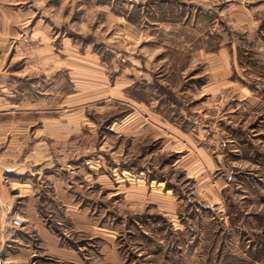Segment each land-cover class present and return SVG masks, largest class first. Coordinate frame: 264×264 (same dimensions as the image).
Segmentation results:
<instances>
[{
  "label": "rangeland",
  "instance_id": "obj_1",
  "mask_svg": "<svg viewBox=\"0 0 264 264\" xmlns=\"http://www.w3.org/2000/svg\"><path fill=\"white\" fill-rule=\"evenodd\" d=\"M253 2L0 0L1 72L13 71L15 61L38 49L22 31L34 23L50 25L52 31L80 36L98 55L127 51L146 60L158 81L154 89L130 90L133 102L154 107L187 133L175 108L202 117V123L193 120L200 124L197 144L188 136L186 145L177 148L182 151L175 153L158 140H147L140 148L114 137L107 124L121 119L120 109L126 108L120 102L99 103L85 112L96 126V147L120 159L128 149L131 161L145 169L137 175L143 181L145 204L136 210L122 204L119 192L126 183L113 184L106 158L103 164L88 158L64 161L75 170L69 178L75 187L71 195L90 211L94 224L89 236L70 233L82 253H88V262L99 259L96 252L101 249H112L110 264H264V91L252 89L246 97L232 89L202 95L206 77L195 56L216 43L226 51L239 48L236 68L252 77L261 75L264 83V46L254 45L251 30L236 29L226 17L235 8H244L246 16L249 10L255 12ZM263 15L258 13V18ZM220 22H226L229 32ZM229 77L237 79L232 72ZM255 92L257 96H248ZM88 147L82 144L80 153L88 154ZM127 166L136 172L137 166ZM132 176H127L128 183ZM41 195L39 200L50 207V194Z\"/></svg>",
  "mask_w": 264,
  "mask_h": 264
},
{
  "label": "crops",
  "instance_id": "obj_2",
  "mask_svg": "<svg viewBox=\"0 0 264 264\" xmlns=\"http://www.w3.org/2000/svg\"><path fill=\"white\" fill-rule=\"evenodd\" d=\"M253 1L255 12L249 10L246 16L244 8H235L226 17L236 29L242 28L244 33L251 30L248 34L254 45L264 46V15L258 18V13H264V0ZM249 15L254 19H248ZM225 23L220 22L221 29L229 32ZM49 26L34 23L22 31L39 44L38 49L22 62L15 61L13 71L0 69V264H110L107 257L113 256L112 249H101L102 253L96 252L99 259L88 262V253H82L71 240L70 233L91 235L94 224L90 211L71 195L75 187L69 178L75 170L68 169L64 161L88 158L103 164L106 158V173L114 177L113 184L126 183L119 192L122 204L136 210L145 204L143 181L137 176L145 169L131 161L128 149L120 159L119 154L96 147V126L86 119L85 112L96 109L99 103L120 102L126 108L120 109L121 119L107 124L108 131L117 135L114 137L140 148L147 140H158L175 153L182 151L177 148L186 145L188 136L197 144L200 124L193 120L202 121V117L175 108L188 126L187 133L154 107L133 102L130 90L154 89L158 81L146 60L127 51L106 50L108 56L98 55L80 36L52 31ZM237 49L229 47L227 52L216 43L208 51L195 53L206 77L200 86L202 95L232 89L237 96L246 97L252 89L259 94L264 91L261 75L252 77L236 68ZM231 72L237 76L233 82ZM82 144H88V154L80 153ZM131 163L137 166L136 172L127 166ZM127 176H132L131 183ZM41 194H50L47 200L51 208L39 200ZM13 216L21 221L16 230L8 224Z\"/></svg>",
  "mask_w": 264,
  "mask_h": 264
},
{
  "label": "built area",
  "instance_id": "obj_3",
  "mask_svg": "<svg viewBox=\"0 0 264 264\" xmlns=\"http://www.w3.org/2000/svg\"><path fill=\"white\" fill-rule=\"evenodd\" d=\"M9 226L12 228V230H16L21 227V221L19 217L13 216L8 220Z\"/></svg>",
  "mask_w": 264,
  "mask_h": 264
}]
</instances>
